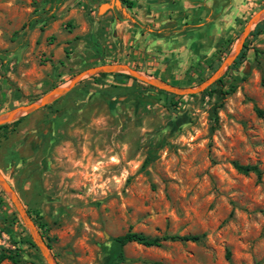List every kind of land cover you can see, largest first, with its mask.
<instances>
[{
    "label": "rangeland",
    "instance_id": "1",
    "mask_svg": "<svg viewBox=\"0 0 264 264\" xmlns=\"http://www.w3.org/2000/svg\"><path fill=\"white\" fill-rule=\"evenodd\" d=\"M108 1L0 0V115L104 63L194 86L229 53L219 40L230 51L264 5L116 0L98 14ZM245 42L219 86L177 95L175 111L159 89L98 73L3 123L0 172L55 264H264V27ZM234 161L257 164L261 182ZM129 228L202 237L129 242L106 262ZM0 252L46 264L1 187Z\"/></svg>",
    "mask_w": 264,
    "mask_h": 264
},
{
    "label": "water",
    "instance_id": "2",
    "mask_svg": "<svg viewBox=\"0 0 264 264\" xmlns=\"http://www.w3.org/2000/svg\"><path fill=\"white\" fill-rule=\"evenodd\" d=\"M116 4H117L116 0H109L108 2H102L97 6V13L99 14L101 11L111 9L113 8V5H116ZM263 18H264V5H262L253 14L250 15V17L245 22L239 36L237 37L233 48L223 58V60L213 70V72L209 74L206 78H204L201 82H199L198 84L194 86L172 85L159 78L145 75L124 63L98 64V65L89 66L83 70H80L79 72L74 74L65 85L54 86L48 92H46L43 96H41L38 100L12 107L8 112H6L3 115H0V124L10 122L14 118L19 117V115L21 114H25L30 111L36 110L50 103L54 98L64 94L70 88H72L81 78L85 76L93 75V74H98V73H114V72L125 73V74H128L130 77L146 85H149L153 88H156V89L168 92V93H172L178 96L192 95V94L199 93L203 91L205 88L209 87L211 84H213L217 79H219L222 76L223 72L226 70V68H228V66L233 62L235 57L240 52L243 46V42L246 36L249 34L250 30L253 28V26L257 22H259ZM0 187L8 195V198L11 204L13 205L16 213L18 214L22 224L27 229L30 238L32 239L36 248L41 253L46 264H55L47 245L43 241L38 230L36 229L31 217L26 212L25 208L23 207L15 191L12 189L9 183L5 180L1 172H0Z\"/></svg>",
    "mask_w": 264,
    "mask_h": 264
},
{
    "label": "trees",
    "instance_id": "3",
    "mask_svg": "<svg viewBox=\"0 0 264 264\" xmlns=\"http://www.w3.org/2000/svg\"><path fill=\"white\" fill-rule=\"evenodd\" d=\"M264 27V18L261 19L259 22H257L254 25V28L252 30H250L248 36H251V38H254L259 31ZM227 42V44L229 43V40H219V42L217 43V46L220 47V45L224 46L223 48H221V51H224L225 53H228V48H227V44L225 43ZM246 47V42L244 40L243 42V46L240 50V52L238 53V55L235 57V59L233 60V62L228 66V68H234L237 64H239L243 57H244V49ZM216 66V64L213 61H210L207 65V67H210L211 69H214ZM109 74L111 76H113L114 78H131V81L134 83L136 81V79L130 77L128 74L125 73H121V72H114V73H106ZM105 73H100L99 75H106ZM163 80V79H162ZM222 80V76L217 79L213 84H211L209 87L205 88V89H209V88H213V87H217L219 86V83ZM140 84V86L148 88L149 86L142 83V82H138ZM187 86V85H186ZM218 92L220 94L225 93V90L221 91L220 88L218 87ZM161 91L163 94H165L166 98V107L169 111H175L176 110V102L173 101V98L178 97L177 95H174L172 93H168L162 90ZM31 100H35V99H31ZM257 114L259 115H263V111L256 109ZM22 116H20L18 119H21ZM5 124L0 125V127L4 126ZM232 166L233 168L241 173V174H248V173H253L255 175L256 181L257 182H261V173L262 170L258 167L257 164H240L236 161L232 162ZM264 186V184H263ZM28 212V211H27ZM35 221L33 220V223ZM202 235L201 234H184V235H177V234H164L160 237L158 236H148V235H144L142 233L136 232V231H132L130 228L127 229L125 232H123L120 235L115 236L114 238H112V242H113V249L110 251V253L105 257V261L109 262L110 258H112L113 256H115L118 259H122V247L129 242H135L138 244H141L143 246H159L162 241L165 240H169V241H199L201 239ZM226 255H228V253H226ZM2 260H10L12 263L17 264L19 262V259L14 258L11 254H8L6 252H0V262Z\"/></svg>",
    "mask_w": 264,
    "mask_h": 264
},
{
    "label": "bare ground",
    "instance_id": "4",
    "mask_svg": "<svg viewBox=\"0 0 264 264\" xmlns=\"http://www.w3.org/2000/svg\"><path fill=\"white\" fill-rule=\"evenodd\" d=\"M102 7H103V6H102ZM102 7H101V8H102Z\"/></svg>",
    "mask_w": 264,
    "mask_h": 264
}]
</instances>
